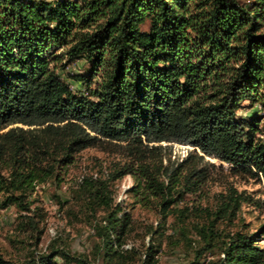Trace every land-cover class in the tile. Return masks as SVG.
<instances>
[{"label": "trees", "instance_id": "16d2710c", "mask_svg": "<svg viewBox=\"0 0 264 264\" xmlns=\"http://www.w3.org/2000/svg\"><path fill=\"white\" fill-rule=\"evenodd\" d=\"M263 23L264 0L249 8L240 0H0V208L16 207L22 225L37 231L30 190L60 185L92 148L123 154L126 172L113 179L131 174L147 184L165 213L208 181L209 159L264 179L263 117H238L246 101L264 110ZM79 60L90 64L87 75L73 76L84 93L60 75ZM175 145L193 150L172 162ZM242 198L231 190L214 214L235 215ZM75 200L93 217L109 212L97 250L109 263L122 259L129 224L109 182L84 177ZM214 228L199 230L223 256L211 264H264V225L228 241ZM60 253L53 243L39 258L0 254V264H56L59 255L97 264Z\"/></svg>", "mask_w": 264, "mask_h": 264}, {"label": "rangeland", "instance_id": "374dc122", "mask_svg": "<svg viewBox=\"0 0 264 264\" xmlns=\"http://www.w3.org/2000/svg\"><path fill=\"white\" fill-rule=\"evenodd\" d=\"M240 1L246 8L250 7V0ZM148 29L149 23L142 26L143 31ZM262 30L264 32V25ZM89 71L90 64L79 60L60 71V75L74 92L84 93L85 87L73 76L87 75ZM254 115L263 117L259 136L264 139V110L259 104L253 106L248 101L243 102L238 117L248 120ZM187 150L193 149L175 145L167 153V158L181 162ZM209 161L215 167H209L208 181L199 189L183 191L165 213L161 198L155 196L147 184L140 186L131 174L113 179L126 172L129 160L123 154L109 147L87 149L77 155L60 185L49 182L30 190L28 200L33 211L30 215L41 216L35 218L37 231L22 225L19 217L22 213L16 207L0 208V254L14 261L39 258L47 254L54 243L59 254L66 252L97 264H144L148 260L147 263L152 264H211L218 261L223 258L220 249L210 251L205 246L200 228L214 224L215 232L225 241L236 233L257 234L264 225V179L237 176L227 164L214 159ZM84 177L109 182L114 206L121 209L119 217L127 216L129 230L123 237V258L115 259L113 263L97 250L100 244L98 228L109 212L98 211L93 217L84 213L75 200L78 185ZM233 189L243 197L240 208L233 216H216L214 213ZM257 240V246L264 249V236ZM55 262L68 264L62 255L56 257ZM69 264L79 263L73 261Z\"/></svg>", "mask_w": 264, "mask_h": 264}]
</instances>
